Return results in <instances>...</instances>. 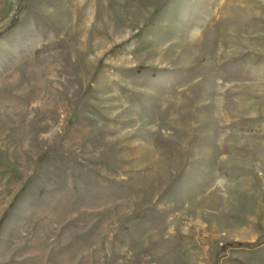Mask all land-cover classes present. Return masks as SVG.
I'll return each mask as SVG.
<instances>
[{
	"label": "rangeland",
	"instance_id": "obj_1",
	"mask_svg": "<svg viewBox=\"0 0 264 264\" xmlns=\"http://www.w3.org/2000/svg\"><path fill=\"white\" fill-rule=\"evenodd\" d=\"M0 264H264V0H0Z\"/></svg>",
	"mask_w": 264,
	"mask_h": 264
}]
</instances>
